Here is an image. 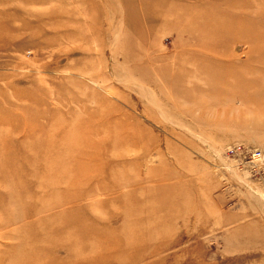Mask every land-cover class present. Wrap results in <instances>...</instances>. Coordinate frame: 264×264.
<instances>
[{
	"label": "rangeland",
	"instance_id": "obj_1",
	"mask_svg": "<svg viewBox=\"0 0 264 264\" xmlns=\"http://www.w3.org/2000/svg\"><path fill=\"white\" fill-rule=\"evenodd\" d=\"M234 145L264 0H0V264H264Z\"/></svg>",
	"mask_w": 264,
	"mask_h": 264
},
{
	"label": "built area",
	"instance_id": "obj_2",
	"mask_svg": "<svg viewBox=\"0 0 264 264\" xmlns=\"http://www.w3.org/2000/svg\"><path fill=\"white\" fill-rule=\"evenodd\" d=\"M228 151L237 156L240 166L247 167L252 173L264 171V153L261 150L234 145Z\"/></svg>",
	"mask_w": 264,
	"mask_h": 264
},
{
	"label": "bare ground",
	"instance_id": "obj_3",
	"mask_svg": "<svg viewBox=\"0 0 264 264\" xmlns=\"http://www.w3.org/2000/svg\"><path fill=\"white\" fill-rule=\"evenodd\" d=\"M1 163V162H0ZM8 164V163H7ZM1 165V164H0ZM3 165V164H2ZM7 166H9V165H7ZM6 167V166H5Z\"/></svg>",
	"mask_w": 264,
	"mask_h": 264
}]
</instances>
